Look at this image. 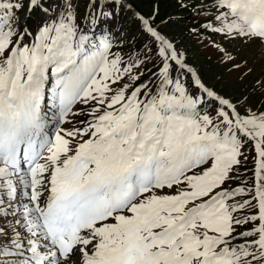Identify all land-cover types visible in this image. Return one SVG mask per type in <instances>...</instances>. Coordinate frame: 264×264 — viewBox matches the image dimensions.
Instances as JSON below:
<instances>
[{
  "label": "snow or ice",
  "instance_id": "1",
  "mask_svg": "<svg viewBox=\"0 0 264 264\" xmlns=\"http://www.w3.org/2000/svg\"><path fill=\"white\" fill-rule=\"evenodd\" d=\"M26 2L35 29L0 0V264H264V0L190 29L235 97L136 0Z\"/></svg>",
  "mask_w": 264,
  "mask_h": 264
},
{
  "label": "rangeland",
  "instance_id": "2",
  "mask_svg": "<svg viewBox=\"0 0 264 264\" xmlns=\"http://www.w3.org/2000/svg\"><path fill=\"white\" fill-rule=\"evenodd\" d=\"M78 1L80 2L82 0H78ZM45 3H48V0H45ZM201 3L202 0H152L150 4H147L148 6L141 5L139 7L136 5V9L145 16H148L149 14L155 11L157 13L156 21L160 20L161 18L160 16L161 12L164 10L161 8L162 5L166 4L168 8L173 9L169 12L167 16H165L162 19L164 21L167 17L170 18L169 23L161 24L160 26H157L160 32L164 34L171 28H176V27L179 28L178 25L183 26L185 33L184 36L180 37V41L183 42L182 43L183 48L186 49L188 52L182 49L181 43H176L177 40L174 39L170 34L167 35L166 33L165 35H167L168 38L170 37V39L173 40L177 48L184 51L186 55L187 63L197 70V72L203 78L205 83H207L209 86L215 87L218 91H220L224 95L235 97L236 95H239L241 92L246 90L247 85L250 83L252 78L249 77L247 80L241 83L236 80L235 75L229 76L226 73L225 69L218 63L217 53L211 47H206V44L208 43L206 37L208 34L203 33V30H201L202 35L196 36L195 33L190 31V29L192 28H198L203 21V17L197 15V11H198L197 6ZM136 4H138L137 1ZM181 4H184L185 6L182 7ZM188 12L189 14L185 16L184 14ZM158 15L160 17H158ZM181 15H184L185 17L182 18L180 17ZM19 17L21 24L26 23L27 27H29L30 29H35L36 25L42 19V14L39 11H34L31 14H29L27 2L25 0L24 9L19 13ZM173 17H180L185 21H178V22L171 21V18ZM32 20L34 22L33 28L31 27ZM212 38L215 40L220 39L219 37H212ZM229 47H235V42L230 44ZM190 54H194V56H191ZM258 73H259V65H257L256 67V74ZM221 87L223 88V90ZM253 103L254 104L259 103V93L257 94L256 97L253 98ZM66 127H71V125H66Z\"/></svg>",
  "mask_w": 264,
  "mask_h": 264
},
{
  "label": "trees",
  "instance_id": "3",
  "mask_svg": "<svg viewBox=\"0 0 264 264\" xmlns=\"http://www.w3.org/2000/svg\"><path fill=\"white\" fill-rule=\"evenodd\" d=\"M137 1V3L138 4H136L137 6H141V5H147V4H150L151 3V1L152 0H142V1H139V0H136ZM88 2H89V0H82V1H78V4H79V15H80V17H84L85 15H86V13L88 12ZM157 3V2H156ZM45 6H48V3H45ZM148 6V5H147ZM161 8L162 9H164L162 12H161V18H160V20H158V21H156V26H160L161 24H166V23H169V21H170V18H166L164 21L162 20L165 16H167L168 14H169V12L171 11V10H173V9H170V8H168V6L165 4V5H162L161 6ZM181 11H183V10H181ZM159 13V12H158ZM189 14V12L188 13H186V14H184L185 16L186 15H188ZM158 15V17H160ZM184 15H181L180 17H182V18H184L185 16ZM180 17H173V18H171V21H175V22H178V21H185V20H183L182 18H180ZM156 18H157V16H156ZM189 18V17H188ZM187 18V19H188ZM173 19V20H172ZM186 19V20H187ZM163 21V22H162ZM30 22H31V20H30ZM118 24H119V22L117 23V27H119L118 26ZM31 27L33 28L34 27V22H33V20H32V23H31ZM178 27L179 28H171V29H169L167 32H165L164 34H166L167 33V35L168 34H170L174 39H176L177 40V42L176 43H181V47H182V49H184L183 48V45H182V41H180V37H182V36H184V33H185V30H184V27L183 26H181V25H178ZM201 31V30H200ZM196 35V34H195ZM197 36V35H196ZM171 37V38H172ZM172 40V39H171ZM186 41V40H185ZM184 50H186V49H184ZM187 51V50H186ZM188 52V51H187ZM191 56H194V54H190ZM222 88V87H221ZM222 90H223V88H222ZM247 167L249 168V169H251L252 168V162L250 161L249 163H248V165H247ZM246 177L247 178H249V184H250V178H251V172H247L246 173Z\"/></svg>",
  "mask_w": 264,
  "mask_h": 264
}]
</instances>
